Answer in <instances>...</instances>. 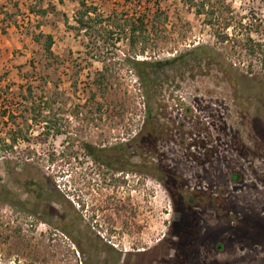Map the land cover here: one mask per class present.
Returning a JSON list of instances; mask_svg holds the SVG:
<instances>
[{
  "label": "rangeland",
  "instance_id": "374dc122",
  "mask_svg": "<svg viewBox=\"0 0 264 264\" xmlns=\"http://www.w3.org/2000/svg\"><path fill=\"white\" fill-rule=\"evenodd\" d=\"M88 1L105 15H131L156 0H131L128 8L124 0ZM157 1L170 21L138 57L165 62L154 87L130 68L125 36L101 55L85 47L88 38L73 28L76 2L45 0L57 9L40 17L29 13V0L0 1L7 13H0V76L16 84L0 110L20 117L29 105L17 87L29 83L22 76L37 87L46 75L45 92L59 93L51 112L64 118L66 131L42 142L35 137L43 124L35 126L27 132L32 140L11 150L4 146L14 126L0 119V264H175L164 240L176 219L194 226L186 263L264 264V0H213L221 9L231 6L223 14L237 32L228 30L226 41L179 0ZM33 33L53 36L60 65L47 66ZM248 37L261 45L259 56L247 53ZM98 57L110 65L111 84L93 99V79L103 68ZM149 109L167 134L146 147L151 165L144 170L109 169L84 150L123 146L138 162L129 143ZM25 116L35 125L31 113ZM165 173L178 176L187 194L206 193L210 201L177 204ZM46 189L78 215L76 226L56 228L37 222L27 206L14 207L16 194L26 200Z\"/></svg>",
  "mask_w": 264,
  "mask_h": 264
},
{
  "label": "trees",
  "instance_id": "16d2710c",
  "mask_svg": "<svg viewBox=\"0 0 264 264\" xmlns=\"http://www.w3.org/2000/svg\"><path fill=\"white\" fill-rule=\"evenodd\" d=\"M29 1L31 4L28 6V11L32 15L44 17L50 13V10L56 12L57 7L52 5V3L46 5L45 0ZM58 1L61 4L63 3V0ZM72 1L78 4V9L75 13V22L77 25L73 28L77 34L83 32L88 38L85 47L95 52V55H101V53L104 52V48L107 46L115 48L117 44L122 41L121 36H125L130 68L133 69L142 84L154 87L158 70L162 68L165 62H150L145 59H139L138 57L144 56L147 53L150 42L159 38L163 30H165L166 24L170 21L169 10L161 8L162 1L156 0L153 5H146L144 9H142V7L135 8L134 6L135 11H133L131 15L125 12L122 14L111 12L109 15H105L100 11L97 5L90 3L88 0ZM130 1L131 0H124L123 8L126 6L128 8ZM179 2L188 6L190 10H194L196 15L204 16L205 23L213 28V34L218 39L222 41L229 40L230 36L228 30L230 29L233 30V33L237 32V25L234 24L233 19L227 18L223 14L224 11H230V5H222L223 9H221L213 0H179ZM5 12L4 8H0V13ZM242 22L243 19L241 17L239 24L242 25ZM254 31L258 34L261 33V30L258 28ZM32 39L41 46L42 55L47 66L61 64V60L53 51L54 38L52 35L33 33ZM248 41L249 42L245 43V48L250 56L257 57L259 54L263 53L261 52L260 44L254 43L249 37ZM98 58V60L103 62V68L95 73L93 79V85L97 92L93 93V99L97 94L105 96L111 84L110 65L102 58ZM173 61L174 59L170 62ZM261 63L264 67V53L261 58ZM30 64L33 66L32 62ZM88 66L91 67L92 64L89 63ZM19 72L21 73L22 69H19ZM22 77L26 78L29 83L17 85V87L20 91L19 94H23V100L27 102V104L29 103V105L25 106L23 111H21L20 117L16 115L15 111L12 109L0 110V119L7 118L14 126L10 129L12 132L9 131L11 143L4 146L11 150L19 140H32L27 132L31 128L40 126L41 124H43L41 131L35 137V140L44 142L49 135L58 136L66 132L64 130V118L56 113L52 114L51 112L53 103H57L56 100H58V98H56V96L59 93L49 95L45 92L44 89L48 85L47 76L41 77V81H39V83L42 82L40 83L41 86L39 85L37 87L30 83L28 76ZM6 78V76H0V104L5 98L12 96L9 92L12 90L13 86H16L15 83H9ZM35 89H40L41 94L37 95ZM151 92L152 91L149 89L145 91L147 98L152 97ZM84 106L85 105L82 107ZM151 112L152 111L149 109L140 132L129 143L132 149L131 158L140 157L138 162L129 159L130 156L126 153L127 148L123 146L107 149L85 144L84 150L95 162L105 165L109 169L117 171L126 169L132 171L144 170L146 166L148 167L151 165L145 156L146 147L149 146L151 141L160 137L163 138L167 134L165 126L160 123ZM25 113L32 114V120L35 122V125H29V119L25 116ZM74 114L77 116L78 111L75 110ZM165 176L171 177V181H166V185L170 192H173V198L177 204L182 200L187 204L190 203V205L194 202L198 203V201L203 203H208L210 201V196L206 193H203L201 196H196L193 193L187 194L178 176L172 173H165L163 177ZM193 229L194 226L191 222H183L176 219L172 224L171 230L164 240V243L174 250L176 256L175 264H188L186 263L188 262L186 261L188 258L187 253L189 251L191 252L190 249L193 250L195 247L194 242H196L195 240L193 241Z\"/></svg>",
  "mask_w": 264,
  "mask_h": 264
},
{
  "label": "flooded vegetation",
  "instance_id": "af4514ba",
  "mask_svg": "<svg viewBox=\"0 0 264 264\" xmlns=\"http://www.w3.org/2000/svg\"><path fill=\"white\" fill-rule=\"evenodd\" d=\"M32 188V187H31ZM20 187L18 186V192ZM35 189V188H32ZM14 196V207L17 210L26 211L24 207L27 206L30 213L34 215L36 221L45 220L49 225L56 226V228L65 229V226L74 227L76 221L79 220L77 214H71L72 212L64 207V203L59 200H51L52 192L46 189V193L32 192L28 198L21 199L19 196ZM75 217H74V216Z\"/></svg>",
  "mask_w": 264,
  "mask_h": 264
},
{
  "label": "built area",
  "instance_id": "2783aa9c",
  "mask_svg": "<svg viewBox=\"0 0 264 264\" xmlns=\"http://www.w3.org/2000/svg\"><path fill=\"white\" fill-rule=\"evenodd\" d=\"M0 1H2V0H0Z\"/></svg>",
  "mask_w": 264,
  "mask_h": 264
}]
</instances>
